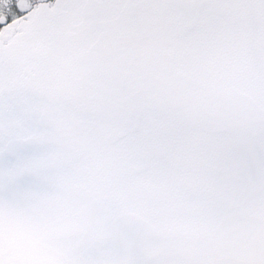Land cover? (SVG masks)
Masks as SVG:
<instances>
[{"label": "snow or ice", "instance_id": "obj_1", "mask_svg": "<svg viewBox=\"0 0 264 264\" xmlns=\"http://www.w3.org/2000/svg\"><path fill=\"white\" fill-rule=\"evenodd\" d=\"M0 264H264V0H0Z\"/></svg>", "mask_w": 264, "mask_h": 264}]
</instances>
